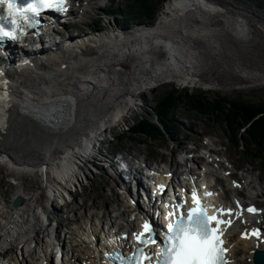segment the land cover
Segmentation results:
<instances>
[{
    "label": "bare ground",
    "instance_id": "obj_1",
    "mask_svg": "<svg viewBox=\"0 0 264 264\" xmlns=\"http://www.w3.org/2000/svg\"><path fill=\"white\" fill-rule=\"evenodd\" d=\"M81 1L78 0V3ZM176 1L181 4L178 6ZM167 5L172 6L174 12L169 18L156 23L153 27L155 33L146 32L142 27H134L118 32V35H114L111 31L102 36H98L99 33L93 36L89 35L85 49L83 47L66 48L56 54L43 56L40 59L34 58L33 66L23 69H19L17 66L8 78L5 77V79L10 77V82L7 87L9 99L3 113L0 114V120H3V124L0 125V147L2 146L0 164L19 173L28 172L41 175L44 180L42 184L46 185L49 196L58 195L62 200L72 196L71 193L67 194V191L83 185L88 179L89 172L83 169L82 163L86 160L90 161L91 157L97 153L99 147L96 144L103 136L107 124L109 121L120 122L124 118L126 112L136 104L138 91L144 87V84L163 74L173 77L182 76L183 80H186L185 75L190 74V71L192 74L196 73L192 58L193 47L177 33L186 35L184 31L188 34L198 31V29L205 30L209 25L222 24V21L217 17L224 13L222 8L225 7L216 1L202 3L194 7L193 4L186 5L184 0H168L166 8H168ZM179 11L182 12V16L176 15ZM193 14L213 18V20L215 18L214 23L211 20L206 21L207 19L203 22L198 21L196 16L193 17ZM235 16L236 19H227V22H230L232 29L239 34L247 33L249 29L245 17L238 13ZM153 39L158 43H153ZM79 40L77 39V42ZM140 44L144 48L134 47ZM163 48H169L168 56L164 60L162 59L163 61L159 62L158 59L147 56L154 53L159 58L165 54ZM83 50L90 55L88 58L87 56L83 57ZM161 51L164 54H161ZM145 56H147L146 59ZM11 57H15L13 52ZM108 59L109 62H107ZM112 66L122 71H115ZM173 68L177 71H172ZM130 70L132 74L129 72ZM117 71L120 74L126 72L128 75L123 73L124 77L118 76L115 74ZM74 97L77 101V111L75 120L72 121L70 102ZM47 121L54 123L55 126L46 124ZM191 133L190 129L187 135L190 136ZM178 148H183V145H179ZM213 150L220 152L217 149ZM191 152L194 154L191 157L192 160L194 158L198 162L206 161L212 169L216 170L217 176L213 179L206 175L208 186L215 188L214 185L211 186L212 182L222 184L223 192L226 194L230 189V179L234 178L230 177L229 182L225 184V178L219 176V172L213 164L215 160L212 161L210 157H201L195 150ZM188 160V158L182 157L185 166ZM182 161L171 159L170 174L173 179L182 178ZM143 162L145 161L139 158L138 164L141 165ZM84 164L86 165V163ZM219 166H222V163H219ZM94 169H97V166ZM186 170L193 173L191 167L187 166ZM206 170L207 167H204L200 173L201 176L204 177ZM233 176L244 180L250 176V170L246 169L245 176L242 174H233ZM166 178H168V174L161 177V184ZM21 189L22 187L13 192V205L15 200H21L19 206L11 207L14 214L11 215L8 212L7 216H2L0 213V252L17 241L19 243L29 232V229H39L46 221L45 218H42L41 212L34 213V211L30 215L26 213L25 208L32 205L22 203L25 198L18 194L19 190L20 194L24 192ZM233 191L243 194L241 190ZM111 192L117 195V200H119L117 205L123 206V208L117 207L110 213L111 216L109 215V220L114 217L111 222L112 228H115V218L117 216L124 217L127 204L124 196L112 188ZM263 194L264 192L260 190L256 196ZM222 197L220 196V198ZM40 205L44 215L52 212L47 200L40 201ZM107 211L110 212V209L107 208ZM101 217L96 215L93 219V224L90 226L92 232H96L98 226L103 225L104 220ZM85 224L87 225V223ZM122 224L129 227L132 221L125 220ZM230 241L233 244L228 264H253L248 261L254 248H252L253 244L246 239H233L231 236ZM51 242L48 239V244ZM49 251L50 248L44 250V252ZM72 258L78 259L79 257L71 256L66 259L71 260ZM81 258L84 259V257ZM13 264H35V261L26 262L21 258Z\"/></svg>",
    "mask_w": 264,
    "mask_h": 264
},
{
    "label": "rangeland",
    "instance_id": "obj_2",
    "mask_svg": "<svg viewBox=\"0 0 264 264\" xmlns=\"http://www.w3.org/2000/svg\"><path fill=\"white\" fill-rule=\"evenodd\" d=\"M83 1L84 4H86L83 5V7L86 9V12L84 13V16L81 17L80 10L79 12L77 10L76 20L84 21L86 24H88L89 27H92L90 18L94 16L95 10L98 7L100 8L102 5H105V7L107 8L109 7V3L113 1L116 5L121 4L122 7L120 8L124 10V7L127 6V1L129 0H89L88 2H86L87 0ZM210 1H216L220 3L222 7H225L222 8L224 13H221L217 17L222 21V24H214L213 26L209 25L210 27L208 26L205 30L198 29V31H194L188 34L186 31H184L186 35L177 33L180 35V37L182 36V39L187 44L193 47L194 54L192 58L196 73L192 74V72L190 71V74L185 75V77H187L186 80H183L184 77L182 76H179V78L170 76L168 74H163L167 76L163 77V75H160L154 77L153 80H150L149 82L144 84V87L140 91H138V98L135 101L136 104L131 108L130 111L126 112L124 118L120 122L117 121L116 123H112L109 121V123L107 124V128L103 132L104 135L102 136H106L107 141L105 142V145L102 146V150L106 149V145L108 149H114L115 146L109 145L110 140H112V135L122 133L125 129H127L129 123V127L137 124L138 121L135 119L140 114L144 113L143 108L145 106H154L159 97L162 96L167 90L172 91L173 93L183 91L184 89L192 91L202 90L211 96L216 94L238 96L239 98H243V100L247 102L255 101L264 103V0ZM177 13L178 14L176 15L182 16L181 11ZM236 13L245 17L249 29L247 33L242 32L241 34H239V32L232 29L230 22H227V19H236ZM170 15H163L162 19L167 18ZM117 16L121 18L123 15L118 14ZM195 16L197 17L196 19H198V21L200 20L201 22L207 19L206 21L211 20V22L213 21L214 23L215 20V18L213 20V18H205V16H198L197 14H193V17ZM106 19L107 18L104 17L102 22H100L101 26L106 25ZM131 24L132 23H130L129 25ZM80 29L86 31L88 27L76 26L73 33L75 34L80 32ZM103 31L104 32L99 33L100 35L98 36H102L107 32L106 30ZM188 31L191 32L190 29H188ZM141 45L142 44L134 47L142 49L143 45ZM168 49L169 48H163V50L166 51L167 54H165L163 58L159 57V59L155 54L147 56L154 57L155 59H158L159 62H161L165 59L166 56H168ZM162 53L163 52L161 51V54ZM137 56L140 57L139 55ZM147 56H145V59L147 58ZM109 61L110 60L108 59L107 62ZM153 67L156 69L155 64H153ZM113 70L116 71L118 70V68H113ZM118 71L115 72L116 75L123 77L125 76V74L123 73L126 72L120 74ZM172 71L177 70L173 68ZM129 72L132 74L131 70ZM127 75L128 74L126 73V76ZM153 84L157 85V87L153 90L147 91L148 87ZM140 93H146L147 102L143 104V107L138 105ZM174 114H177L181 117L180 119H178V121L181 123V127L180 132L176 134L173 139L166 138L160 140H150L144 135L141 137H134V139L132 140L124 139L122 140V145L124 147H122L121 150L131 157L133 155H136L140 159L144 158L149 163H152V158L148 157L149 151H153V153H155L158 157H167L169 156L173 147L177 148L179 144L183 142L185 143V148L177 149L174 152V156H172L173 159H176L178 156L188 155V153H186L187 149L193 147H200V150L198 149L199 154H203V152L206 153V150H208V146H213L220 149L221 151L226 150V135L228 133H225L221 125H219L217 122L210 121L208 118L199 116L197 114L195 116H191L186 112H182L181 110H177ZM185 127L187 130L185 129ZM190 129L193 132L190 136H187V132H189ZM114 142H116V140H114ZM164 142L167 143L163 145ZM239 142L244 143L245 146L249 147V144L244 138V135L240 136ZM227 153L231 156L232 160L235 163V166L242 167L243 170L246 168H252L253 177H257L262 174V180H258L257 182L261 187L264 188V153H259L254 149H250L249 156L245 159L238 157L236 154H232L228 151ZM99 156L102 157L103 155ZM92 158L93 157H91V159ZM223 160L225 169L226 167L230 168L234 165L233 163L227 161L226 156L223 157ZM84 163L85 161L82 163V166L86 172H89L87 179L89 181L83 185L84 189L81 191L80 196H76V199L84 207L90 204H92L93 206L95 205L98 212L103 213V219L107 220L108 212L106 210V200L109 201V204L112 203V205H117L113 203L115 195L111 192L112 178L108 174L109 170H105L103 169V167H99L97 171H95L96 173H94L93 168H95V165L92 164L91 168V165L88 162H86V165ZM160 164L162 166L167 165L168 158H166L165 160H161ZM187 164L191 165L192 163L191 161H188ZM243 170L234 171V173L241 174L243 173ZM13 174L14 172L10 173L9 169L6 166L0 164V194L4 196L6 206H10L11 208V199L13 197V192L16 191V189L22 187L21 191L24 190V192L20 194V190L18 191V194L21 195V197L25 198L22 203L25 202L24 205L31 204L33 206L32 209V206H27L25 208L26 213L29 215L34 211V213H37V204L40 205V201L46 200V192L48 191L46 185H44V183L42 184L44 180H42L41 175H35L28 172H20L16 177H14L15 185H12L11 183H8L7 180L10 176H13ZM256 188H259V186H256ZM40 193L44 195L41 196L42 199L36 197L39 196ZM246 193L248 196L252 197L260 204L262 200H264L263 197H258L257 199L254 198L257 190H248L246 191ZM76 205L77 203L73 202L72 204H70V207H75ZM64 209H66V206L64 207ZM0 211V213H2V216H6L8 212H10L11 215L14 214L13 211H10L9 208L1 209ZM66 215V213L62 212V216H60L61 222H67V220H63ZM30 218L31 216L29 217V219ZM43 227L44 225H42L39 229L35 228V231H42ZM25 239L26 237H24L21 242H24ZM17 243L18 241L13 243V245H9V247H13ZM15 246H18V244Z\"/></svg>",
    "mask_w": 264,
    "mask_h": 264
},
{
    "label": "snow or ice",
    "instance_id": "obj_3",
    "mask_svg": "<svg viewBox=\"0 0 264 264\" xmlns=\"http://www.w3.org/2000/svg\"><path fill=\"white\" fill-rule=\"evenodd\" d=\"M66 2L67 0H0V9H3L0 12V44L5 40L17 41L26 34L27 29L35 28L41 23L39 18L46 9L66 12ZM7 87L8 81L0 79V114L9 99ZM2 124L3 120H0V125ZM160 187L163 190L164 186ZM191 202L194 206L167 214L170 219L163 225L164 234L160 240L156 238L159 234L154 226L145 222L142 232H134L131 238H121L134 239L141 247H135L131 256L115 252L110 254L111 258L119 264H228L227 249L223 247L225 241L222 239L225 229L221 225L231 226L232 220L221 219L220 215L210 216L196 190L191 193ZM173 207L179 210L182 205ZM247 211L255 213L258 210L250 207ZM218 212L229 217L233 214L232 209L221 208ZM253 235L259 233L254 232ZM242 238H248L247 233L242 234ZM153 244L159 245L160 251L149 254L145 248Z\"/></svg>",
    "mask_w": 264,
    "mask_h": 264
},
{
    "label": "trees",
    "instance_id": "obj_4",
    "mask_svg": "<svg viewBox=\"0 0 264 264\" xmlns=\"http://www.w3.org/2000/svg\"><path fill=\"white\" fill-rule=\"evenodd\" d=\"M137 1L139 6L148 2L150 7L144 15L153 18L155 10L163 5L164 0ZM127 17L130 18L129 15ZM178 109L207 116L209 120L223 121L233 135L245 134L254 146L264 152V103L247 102L238 96L220 94L211 96L202 90L192 91L188 89L177 93L167 90L158 100L155 113L161 121L163 129L150 121L146 114L148 111H146L145 114L135 119L138 122L129 127L130 131L119 133L114 137L116 140L114 145L121 146L122 140L125 138L134 139L139 135H145L151 139H162L167 134H171L173 130L177 132L178 124L172 123L171 118L175 110ZM245 125L244 132L240 131L241 127Z\"/></svg>",
    "mask_w": 264,
    "mask_h": 264
},
{
    "label": "water",
    "instance_id": "obj_5",
    "mask_svg": "<svg viewBox=\"0 0 264 264\" xmlns=\"http://www.w3.org/2000/svg\"><path fill=\"white\" fill-rule=\"evenodd\" d=\"M20 202V199L15 200L13 206H18ZM254 261L256 264H264V251H256L254 253Z\"/></svg>",
    "mask_w": 264,
    "mask_h": 264
}]
</instances>
